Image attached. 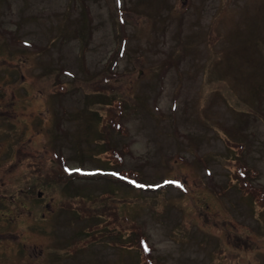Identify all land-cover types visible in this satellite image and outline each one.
<instances>
[{"label":"rangeland","instance_id":"rangeland-1","mask_svg":"<svg viewBox=\"0 0 264 264\" xmlns=\"http://www.w3.org/2000/svg\"><path fill=\"white\" fill-rule=\"evenodd\" d=\"M112 1L0 0V264H264V0Z\"/></svg>","mask_w":264,"mask_h":264},{"label":"trees","instance_id":"trees-1","mask_svg":"<svg viewBox=\"0 0 264 264\" xmlns=\"http://www.w3.org/2000/svg\"><path fill=\"white\" fill-rule=\"evenodd\" d=\"M109 4H110V6H112V4L110 2H108V5ZM79 35H80V32H78L76 34V37H78ZM136 57L137 56H135V58ZM98 72H100V74H103L106 71H105V69H101ZM96 76L102 78L101 75H96ZM92 78L93 77L88 78V79H85V78H81V79L88 81V80H91ZM104 78H107L106 74H104ZM91 93H93L95 95V97H97L96 102H103L101 104L110 103V99L116 98L114 95H110V92L108 90H105L104 88L102 89V91L100 89H95ZM0 98L4 99V95L1 93H0ZM263 121H264V119H263ZM251 170H252V177H253L256 175V171L254 169H251ZM239 174L243 178L246 176L245 170H241V168H239ZM246 180L251 181V178H247ZM241 184H242V182L240 180V183L238 184V188L241 189V191L244 193V195H248L250 193V191L245 190ZM262 187H264V186H262ZM262 187H260V188H262ZM129 239H130V243L132 245H134V248H133L134 251H136V253H137V260L134 262V264H145V261L147 264H150L149 258L145 257V254H147V252H149V248H150V245L147 242L146 238L144 236H141V235H133ZM90 242H91V238H88V241H86L85 246H87V244Z\"/></svg>","mask_w":264,"mask_h":264},{"label":"flooded vegetation","instance_id":"flooded-vegetation-1","mask_svg":"<svg viewBox=\"0 0 264 264\" xmlns=\"http://www.w3.org/2000/svg\"><path fill=\"white\" fill-rule=\"evenodd\" d=\"M3 152V155L5 154V150H1V153ZM2 157V156H1ZM4 182L3 181H0V186H3L4 184H3ZM11 185L12 186H14V187H16L18 184L16 183V182H14L13 181V183H11ZM5 187V186H4ZM3 187V188H4ZM19 189V188H18ZM4 194H1L0 196H3ZM16 201V200H15ZM18 201V200H17ZM0 203L1 204H5V198H3V199H0ZM1 212H4V211H1ZM0 257H4V255L3 254H0ZM18 259H19V256H17L16 257V261H18Z\"/></svg>","mask_w":264,"mask_h":264}]
</instances>
